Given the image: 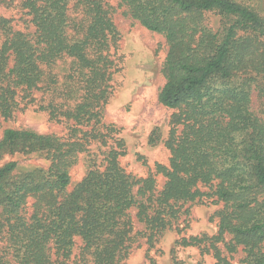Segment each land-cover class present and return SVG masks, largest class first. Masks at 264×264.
Returning <instances> with one entry per match:
<instances>
[{
	"label": "trees",
	"instance_id": "obj_1",
	"mask_svg": "<svg viewBox=\"0 0 264 264\" xmlns=\"http://www.w3.org/2000/svg\"><path fill=\"white\" fill-rule=\"evenodd\" d=\"M20 1L34 31L15 30L0 18V117L13 119L43 91L48 101L41 108L56 122L65 119L70 135L4 130L0 264L10 257L18 264H69L77 237L92 257L82 256L85 264H123L141 235L134 233L133 208L153 243L187 203L205 200L224 204L217 212L218 234L180 244L210 242L207 250L229 264L217 244L230 235L226 247L234 252L243 246L244 264H264V116L252 106L255 91L264 96V16L240 0H119L169 45L159 100L176 112L165 142L169 164L157 165L166 182L157 191L154 175L127 173L120 139L104 154V167L90 169L69 190L77 155L93 141L108 147L116 137L117 130L103 123V108L119 31L103 0ZM72 1L81 15L75 19ZM212 15L220 18L217 27ZM64 59L71 60L70 83L59 91L50 72ZM77 91L81 101L71 105ZM18 154L42 155L49 164L24 170L16 160L3 162Z\"/></svg>",
	"mask_w": 264,
	"mask_h": 264
},
{
	"label": "rangeland",
	"instance_id": "obj_2",
	"mask_svg": "<svg viewBox=\"0 0 264 264\" xmlns=\"http://www.w3.org/2000/svg\"><path fill=\"white\" fill-rule=\"evenodd\" d=\"M240 1L252 6L264 16V0ZM103 2L113 9V20L120 36L118 45L112 46L110 50V57L114 63L113 75L109 97L103 108V123L112 126L117 133L116 137L108 139V147L93 141L87 150L77 155L78 160L70 169L72 180L69 190H72L90 169L103 168L104 154L111 146H116V140L121 139L125 147L124 154L120 156L122 167L137 178L154 175L157 180V191H160L165 185L166 177L157 172V165L169 164L171 153L165 142L169 137L171 120L176 112L175 109L164 106L159 100L161 89L166 82L162 69L169 45L163 34L148 30L139 20L127 14L126 7L120 6L119 0ZM70 14L72 19L81 16L75 11V1L70 5ZM0 18L8 19L15 30L34 31V26L30 23L31 17L22 8L20 0H0ZM211 20L217 27L220 18L212 15ZM3 39L4 35L0 29V45ZM70 62V59L59 60L51 69L50 73L56 75V88L58 87L59 91L65 90L70 83L67 78L72 68ZM73 95L75 98L69 100L71 105L81 101L80 91ZM34 97L36 101L27 107L22 104V109L13 119L5 120L0 117V140L4 130L10 127L31 129L42 134H55L61 138L69 137L68 122L65 119L61 122L52 120L49 112L41 108V104L47 103L48 95H43V91H36ZM252 106L262 111L264 116V96L258 91L253 93ZM11 160H16L24 170L47 167L49 164L45 157L38 154L5 156L3 162ZM32 202L30 200L29 209ZM223 206L222 202L214 203L209 200L187 203L178 218L174 219L165 231L155 236L153 243L149 241V236H144L147 233L146 227L138 220L137 209L133 208L131 214L134 233L141 235L134 242L123 264H223L215 256L214 250H207L210 242L201 247L180 244L184 238L217 235L219 231L217 212L223 209ZM229 241L231 236L227 235L224 241L218 242L217 247L221 250V256L229 264H244L243 260L246 257L244 247L239 246L236 251L230 252L225 244ZM82 256L92 259L90 255H85L83 240L77 237L69 264H85ZM9 259V264H18L11 257Z\"/></svg>",
	"mask_w": 264,
	"mask_h": 264
}]
</instances>
